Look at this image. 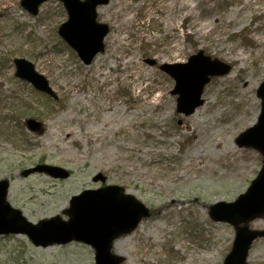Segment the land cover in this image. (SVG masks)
Returning <instances> with one entry per match:
<instances>
[{"label": "rangeland", "instance_id": "rangeland-1", "mask_svg": "<svg viewBox=\"0 0 264 264\" xmlns=\"http://www.w3.org/2000/svg\"><path fill=\"white\" fill-rule=\"evenodd\" d=\"M20 1L0 0V181L10 183L11 207L32 224L67 220L63 211L72 196L119 186L152 213L115 241L112 252L122 264H224L236 230L214 221L209 209L233 202L261 170L262 155L236 139L256 124L261 109L256 91L264 81V0H198L189 11L181 10L185 0H168L165 7L154 0H110L97 8V20L109 28L105 49L88 65L58 35L67 20L60 2L48 0L32 16ZM127 3L134 13L122 9ZM210 10L211 32L199 36ZM178 43L183 50L175 53ZM199 51L231 71L211 78L203 105L184 116L171 95L174 81L159 67L186 63ZM240 51L248 53L244 62L236 58ZM16 58L34 65L57 101L14 77ZM105 68L108 87L95 74ZM81 95L87 101L77 99ZM30 119L40 123L39 132L27 128ZM103 119L113 122L101 128ZM216 131L213 146L196 155L193 146ZM44 164L70 177L22 176ZM201 166L206 170L194 173ZM98 174L104 184L93 182ZM246 226L264 233V217ZM247 254L245 264H264V235ZM0 264H95V256L82 243L42 248L11 234L0 236Z\"/></svg>", "mask_w": 264, "mask_h": 264}, {"label": "water", "instance_id": "water-1", "mask_svg": "<svg viewBox=\"0 0 264 264\" xmlns=\"http://www.w3.org/2000/svg\"><path fill=\"white\" fill-rule=\"evenodd\" d=\"M48 0H21V7L29 14H38L39 7ZM64 6L68 19L58 30L62 40L76 52L81 62L90 64L104 51V39L109 32L105 24L97 22L96 9L110 0H58ZM151 65L155 63L149 62ZM14 77L32 85L37 91L57 100L45 77L25 59H13ZM175 83L172 95H177V113L189 116L202 106L205 86L213 77L228 74L230 66L206 57L200 51L189 57L184 64H166L160 67ZM261 100V111L257 123L242 133L236 140L239 147H251L263 157L262 168L247 192L233 203L219 202L210 207V217L216 222L233 225L236 235L230 254L224 264H245L252 242L264 233L249 231L246 224L264 216V82L257 90ZM30 131L40 130V123L27 120ZM45 174L52 179H68L67 170L49 165H38L24 170L23 177ZM93 182L104 183L98 174ZM9 181H0V236L25 235L36 247L66 245L79 242L94 251L95 264H121L123 258L113 254L115 240L131 234L143 219L150 217L149 209L133 195L125 193L119 186H105L96 190H85L69 200L63 211L67 220L60 216L41 220L37 224L28 222L21 211L7 201ZM244 224L243 228L237 225Z\"/></svg>", "mask_w": 264, "mask_h": 264}, {"label": "bare ground", "instance_id": "bare-ground-1", "mask_svg": "<svg viewBox=\"0 0 264 264\" xmlns=\"http://www.w3.org/2000/svg\"><path fill=\"white\" fill-rule=\"evenodd\" d=\"M168 0H154V2L155 3H157V4H159L160 6L161 5H163L164 7H165V3L167 2ZM188 2H191L192 3V5H188ZM197 2H198V0H185V2H183V3H181L180 4V7H181V10H185V11H189V10H191V9H197V6H198V4H197ZM129 3H127V4H125L123 7H122V9H124V7H125V9L128 11V14H130V13H134L135 11H134V9L133 10H130L129 9ZM190 7H191V9H190ZM122 9H120V11L122 10ZM206 11L208 10V9H205ZM119 11V12H120ZM209 11V10H208ZM211 14H212V10H210V14L207 16V19L201 24V27H200V29H199V31H197V33H199L198 35L199 36H205V34H209L210 32H211V23L209 22L211 19H212V16H211ZM234 14H235V12H234ZM188 17V14L186 15V17H185V19ZM130 21V17H128V18H126V19H124L122 22H129ZM116 38V37H115ZM118 40L119 41H123L124 39H122V36L119 34L118 35ZM258 40H261L260 38H258ZM182 50H183V48H182V44L181 43H178L177 45H176V47H175V53H180V52H182ZM247 56H248V53L247 52H243V51H240V52H238L237 53V55H236V58H237V60L238 61H240V62H244L246 59H247ZM125 58L126 57H124V61H125ZM128 62V61H127ZM129 62H132V61H129ZM133 62H134V58H133ZM124 64H126V62L124 63ZM125 69H123L122 71H123V73L121 74V77H122V81H124V79H125V71H124ZM136 72V71H135ZM135 72H134V74H135ZM95 74H97L98 75V78H99V80H100V83H101V85H103L104 86V84H106V87H108L109 85H108V83H105L106 81V79L108 80L109 79V77H108V75H109V71H108V69L107 68H105L104 70H103V72H101V74H100V72H98V70H95ZM104 77L105 78V80H104V78L102 79V77ZM115 81V80H114ZM76 82H77V80H76ZM75 95V94H74ZM93 98H94V96H93ZM77 99H80V100H82V101H87V99H86V97H83L82 95L80 96V97H77ZM100 106L101 107H99V111H101L102 109H103V105L102 104H100ZM107 108V107H106ZM120 111V110H119ZM113 122V121H112ZM112 122H110V120H107V119H103L102 121H101V128L102 127H106L107 125H109L110 123H112ZM240 122V121H239ZM232 124H235V123H232ZM218 132L219 131H216V132H213L212 134H208V133H204L203 134V136L200 138V140H198V142H197V144L195 145V146H193V148H192V150L194 151V152H196V155H199V153L201 152V150H208L210 147H212L213 146V142H214V140L216 139V137H217V134H218ZM66 136H70V134H66ZM206 161L209 163L211 160L210 159H206ZM198 164H201V163H198ZM203 167V168H202ZM203 170H206L205 169V167L204 166H201V167H199V169H197V171H194V173H196V172H202ZM217 175V174H216ZM222 176H225V175H217V177H222ZM214 262V258H212V263Z\"/></svg>", "mask_w": 264, "mask_h": 264}]
</instances>
